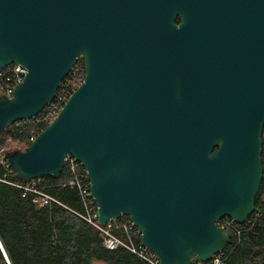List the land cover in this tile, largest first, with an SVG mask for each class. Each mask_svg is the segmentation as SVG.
<instances>
[{"label": "water", "instance_id": "water-1", "mask_svg": "<svg viewBox=\"0 0 264 264\" xmlns=\"http://www.w3.org/2000/svg\"><path fill=\"white\" fill-rule=\"evenodd\" d=\"M83 84L24 151V184L86 169L99 225L129 218L159 264L207 263L262 180L264 0H0V140L39 116L79 59ZM0 250L11 264L0 240Z\"/></svg>", "mask_w": 264, "mask_h": 264}, {"label": "trees", "instance_id": "trees-1", "mask_svg": "<svg viewBox=\"0 0 264 264\" xmlns=\"http://www.w3.org/2000/svg\"><path fill=\"white\" fill-rule=\"evenodd\" d=\"M9 132L0 140L5 152L24 151L33 141L27 133L10 138ZM262 140L263 180L255 211L250 225H237L240 233L226 228L231 239L220 264H264V131ZM5 174L25 185L0 165V179ZM70 176L64 167L59 179L44 178L50 188L43 191L59 203L43 207L35 205L33 194L23 197L21 189L0 181V240L11 264H148L124 248L104 247L100 233L77 215L83 213V203ZM0 264H7L1 250Z\"/></svg>", "mask_w": 264, "mask_h": 264}, {"label": "built area", "instance_id": "built-area-1", "mask_svg": "<svg viewBox=\"0 0 264 264\" xmlns=\"http://www.w3.org/2000/svg\"><path fill=\"white\" fill-rule=\"evenodd\" d=\"M26 70L21 65L10 64L5 69H0V96L11 97L15 87L21 83L25 77ZM85 79V65L83 59H79L68 77L61 84V93H57L55 99L45 108V110L37 117L29 120H22L14 123L6 132H9L10 138L15 137L18 133H27L34 140L43 130L59 116L63 106L71 97V95L83 84ZM59 88V89H60ZM0 165L13 174L8 161L5 158V148H0ZM71 174V186L77 187L83 203V213H77L85 222L95 228L101 235L104 247L108 250H117L124 248L148 264H159L157 256L145 247L141 242V233L138 227L127 217L114 219L104 226L99 225V213L97 202L93 198L91 192V182L83 164L72 155H68L65 159V165ZM5 179L2 181L17 187L23 191V197L33 194V202L39 207L59 202L48 195L43 190L50 188L47 181L43 178L36 179L29 184L20 185ZM249 219L245 222L250 225ZM219 226L230 228L239 232V226L229 218L220 221ZM223 253H218L211 259V264L222 263Z\"/></svg>", "mask_w": 264, "mask_h": 264}, {"label": "bare ground", "instance_id": "bare-ground-1", "mask_svg": "<svg viewBox=\"0 0 264 264\" xmlns=\"http://www.w3.org/2000/svg\"><path fill=\"white\" fill-rule=\"evenodd\" d=\"M5 175H7V178H6V180H8V174H5ZM3 179H5V176L3 177ZM3 179H0V181H2ZM9 181V180H8ZM3 182V181H2ZM11 182V181H10ZM5 183V182H4ZM7 184V183H6ZM9 185V184H8Z\"/></svg>", "mask_w": 264, "mask_h": 264}, {"label": "rangeland", "instance_id": "rangeland-1", "mask_svg": "<svg viewBox=\"0 0 264 264\" xmlns=\"http://www.w3.org/2000/svg\"><path fill=\"white\" fill-rule=\"evenodd\" d=\"M94 264H104V263H101V262H95Z\"/></svg>", "mask_w": 264, "mask_h": 264}]
</instances>
